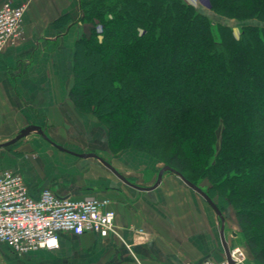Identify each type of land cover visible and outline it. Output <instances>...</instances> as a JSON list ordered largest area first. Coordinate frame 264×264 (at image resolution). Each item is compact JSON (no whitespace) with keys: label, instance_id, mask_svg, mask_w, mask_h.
<instances>
[{"label":"trees","instance_id":"16d2710c","mask_svg":"<svg viewBox=\"0 0 264 264\" xmlns=\"http://www.w3.org/2000/svg\"><path fill=\"white\" fill-rule=\"evenodd\" d=\"M209 2L258 24L236 38L184 0L82 2L92 28L75 43L69 97L108 126L116 151L170 149L165 166L208 180L264 264V0Z\"/></svg>","mask_w":264,"mask_h":264},{"label":"crops","instance_id":"0c3cea01","mask_svg":"<svg viewBox=\"0 0 264 264\" xmlns=\"http://www.w3.org/2000/svg\"><path fill=\"white\" fill-rule=\"evenodd\" d=\"M80 2L0 0V7L4 3L28 4L22 17L20 38L0 51V138L31 125L47 131L49 124L63 120L64 106H71L64 81L69 79L72 49L81 34L77 22ZM48 137L66 151L56 148V153L45 148L28 167L23 160L12 166L0 164V169L19 173L33 196L49 188L58 196L75 200H109L108 208L115 213L114 226L121 239L113 235L61 233L58 249L26 253H16L0 242V264H134L121 240L132 246L142 264H199L211 256L221 261L220 248L225 258L220 231L218 246L213 242L212 230L208 233V226L200 230L195 226L194 233L191 231L190 224L194 221L181 218L186 210H182L181 203L164 201L165 195L174 194L173 188L172 192L166 188L175 182L173 178L166 184L164 173L155 187L138 189L154 186L156 178L151 183L154 172L144 184L131 183L114 161L97 152H88L110 163L128 183L136 186L133 187L108 170H85L86 160L103 164L95 157H79L76 154L86 153ZM4 142L1 140L0 144ZM132 159L136 160L125 157L122 163L131 166Z\"/></svg>","mask_w":264,"mask_h":264},{"label":"rangeland","instance_id":"374dc122","mask_svg":"<svg viewBox=\"0 0 264 264\" xmlns=\"http://www.w3.org/2000/svg\"><path fill=\"white\" fill-rule=\"evenodd\" d=\"M84 1L88 0H81L80 5ZM184 1L186 4L193 6L198 12L207 15L211 19L212 23H219L229 26L236 38L239 37L241 28L244 25L258 24V21H256L255 19L239 21L236 19H227L225 17H221L211 10L209 0ZM22 5H25L26 10L28 4ZM81 14L82 9L79 6V16L77 22L79 24L78 27L81 30V34L77 37L76 41L81 36H87L92 28V25L89 22L80 19ZM73 56L74 48L72 49V62L70 64L69 79L64 81V88L68 93L67 101L71 106H64V115L61 116L63 120L61 121L59 119V122L57 124H49L47 131L44 130L46 136H52L56 139H59L64 143L65 146H68L80 152H97L98 154L105 156L107 159H110V161H114V163L122 170V172L126 174V176L128 177L127 180H129L131 183L144 184L148 180V176H150V174L154 172L153 178L151 180L152 183L153 179L157 178L159 170L164 167L168 159L172 157V151L170 149L163 150V152H160L158 156H153L136 149L116 151L108 139V126L97 117H95L91 112L81 111L77 109L69 97V91L74 83ZM91 84L93 83H91L90 81L85 85L89 87L91 86ZM116 95H123V93H117ZM153 96L154 95H152V97ZM107 99L110 101V94H107ZM20 131H14L10 136L0 138V141L6 140V142H8L14 139ZM149 139L153 141L155 140L153 137ZM45 141L46 140H44L38 133L33 132L26 137H23L22 139L16 141L14 144L0 148V164L12 166L16 162L24 160L25 166L28 167L30 161H37L36 157L38 156V154L40 155V153H42V151L46 150L47 148L57 153V149L55 147H52ZM128 156L136 158V160L132 159L134 164L131 166L129 164L124 165L122 163V160H124V158ZM86 161L87 165L85 170L92 168L95 171L108 170L109 172H112L104 164L101 165L96 160L89 159ZM185 174L187 176L192 175L190 171H186ZM164 175L166 176V184L167 181L170 180L169 178H173L175 180L174 183H170V187H166L170 188V192H172L173 188L174 194L169 195V193L167 194L166 192L167 195H165L164 201L168 204H175V202L181 203L182 210H187V212L185 210L181 213V218H190L194 221L192 224H190L193 226L191 227V231L194 233L195 226L199 228L198 230H200L201 228L203 229L204 225L208 226V233H210V230H212L213 242L217 243L219 246L220 239L218 237V231H220L221 229V220L218 215L211 207H209L202 196L188 187L179 177L169 172H165ZM197 184L201 190L212 194V200L221 211L224 220V239L227 242L229 249L235 252V256L237 257L236 261L240 264H261L255 260L251 250L241 236L242 230L237 221L234 206L226 197L214 190V187L208 180L203 178L197 179ZM192 238H194V236ZM220 255L222 259L221 261L216 260L215 256H211L213 259L207 257L203 260H210L215 262L216 264H225L226 259L224 258L221 248Z\"/></svg>","mask_w":264,"mask_h":264},{"label":"built area","instance_id":"2783aa9c","mask_svg":"<svg viewBox=\"0 0 264 264\" xmlns=\"http://www.w3.org/2000/svg\"><path fill=\"white\" fill-rule=\"evenodd\" d=\"M24 11L25 5L4 3L0 7V51L20 38ZM108 205L107 199L75 200L58 196L49 188L33 196L19 173L0 169V242L16 253H26L58 249L61 233L75 236L93 233L121 239L114 226L115 213ZM121 241L134 264H142L132 246ZM199 264L216 263L203 260Z\"/></svg>","mask_w":264,"mask_h":264},{"label":"water","instance_id":"95a60500","mask_svg":"<svg viewBox=\"0 0 264 264\" xmlns=\"http://www.w3.org/2000/svg\"><path fill=\"white\" fill-rule=\"evenodd\" d=\"M33 132H36L38 133L44 140H46L47 142H49L52 146H54L55 148H57L58 150H61V151H66L64 148L58 146L57 144H55L54 142H52L45 134L44 130L39 127V126H34V125H31V126H27L26 128L22 129L19 134L12 140L8 141V142H5V143H2L0 144V148L2 147H5V146H8V145H11V144H14L16 141L22 139L23 137H26L27 135H29L30 133H33ZM77 156L79 157H84V158H88V157H95V158H98L95 154H92V153H86V154H76ZM102 164H104L109 170H111L114 174H116V176L118 178H120L121 180L125 181L126 183H128V181L119 173L117 172L116 169H114L109 163H107L106 161H104L103 159L101 158H98ZM165 172H169V173H172L174 175H176L177 177H179L188 187H190L191 189H193L195 192H197L200 196H202V198H204V200L207 202V204L214 210V212L218 215V217L220 218L221 220V229H220V236H221V239H222V244H223V248H224V252H225V259H226V262L228 264H236L232 259H231V256H230V251H229V248H228V245L224 239V233H223V223H224V220H223V217H222V213L221 211L219 210V208L217 207V205L214 203V201L203 191L201 190L199 187L195 186L194 184H192L191 182H189L188 180H186L179 172H177L176 170H174L173 168L169 167V166H164L162 167L158 174H157V178H156V182L154 184V186L150 187V188H139V187H136L134 185H131L130 183H128L129 185L133 186V187H136L138 189H151L153 187H155L161 180L163 174Z\"/></svg>","mask_w":264,"mask_h":264},{"label":"bare ground","instance_id":"6f19581e","mask_svg":"<svg viewBox=\"0 0 264 264\" xmlns=\"http://www.w3.org/2000/svg\"><path fill=\"white\" fill-rule=\"evenodd\" d=\"M229 248V247H228ZM229 251H230V255H231V258L236 262V263H238L237 261H236V257H235V255H233V253H232V251L229 249Z\"/></svg>","mask_w":264,"mask_h":264}]
</instances>
